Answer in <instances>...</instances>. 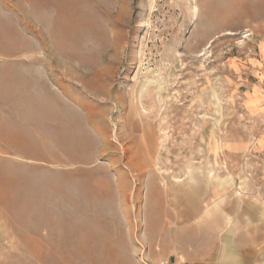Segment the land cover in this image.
I'll use <instances>...</instances> for the list:
<instances>
[{
    "label": "rangeland",
    "instance_id": "374dc122",
    "mask_svg": "<svg viewBox=\"0 0 264 264\" xmlns=\"http://www.w3.org/2000/svg\"><path fill=\"white\" fill-rule=\"evenodd\" d=\"M169 261L264 264V0H0V264Z\"/></svg>",
    "mask_w": 264,
    "mask_h": 264
},
{
    "label": "bare ground",
    "instance_id": "6f19581e",
    "mask_svg": "<svg viewBox=\"0 0 264 264\" xmlns=\"http://www.w3.org/2000/svg\"><path fill=\"white\" fill-rule=\"evenodd\" d=\"M120 17H121V15H120ZM71 25H72V24H69V28H68L69 31H73L74 28H75V27H73V26H71ZM70 27H71V28H70ZM143 93H144V91L142 90V92L140 93V97L143 96Z\"/></svg>",
    "mask_w": 264,
    "mask_h": 264
},
{
    "label": "built area",
    "instance_id": "2783aa9c",
    "mask_svg": "<svg viewBox=\"0 0 264 264\" xmlns=\"http://www.w3.org/2000/svg\"><path fill=\"white\" fill-rule=\"evenodd\" d=\"M160 264H180V263H178V262H171V261H169V262H166V263H160Z\"/></svg>",
    "mask_w": 264,
    "mask_h": 264
},
{
    "label": "crops",
    "instance_id": "0c3cea01",
    "mask_svg": "<svg viewBox=\"0 0 264 264\" xmlns=\"http://www.w3.org/2000/svg\"><path fill=\"white\" fill-rule=\"evenodd\" d=\"M183 261V260H182Z\"/></svg>",
    "mask_w": 264,
    "mask_h": 264
}]
</instances>
